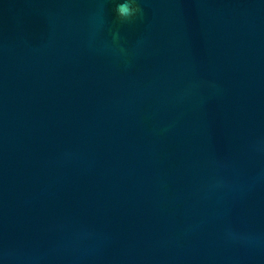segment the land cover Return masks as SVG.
Segmentation results:
<instances>
[{"label": "water", "instance_id": "obj_1", "mask_svg": "<svg viewBox=\"0 0 264 264\" xmlns=\"http://www.w3.org/2000/svg\"><path fill=\"white\" fill-rule=\"evenodd\" d=\"M119 2L0 0V264H264V0Z\"/></svg>", "mask_w": 264, "mask_h": 264}, {"label": "clouds", "instance_id": "obj_2", "mask_svg": "<svg viewBox=\"0 0 264 264\" xmlns=\"http://www.w3.org/2000/svg\"><path fill=\"white\" fill-rule=\"evenodd\" d=\"M143 16V9H141L137 0H121V2L116 5V14L121 21H131L137 14ZM119 34H114V38H118Z\"/></svg>", "mask_w": 264, "mask_h": 264}]
</instances>
